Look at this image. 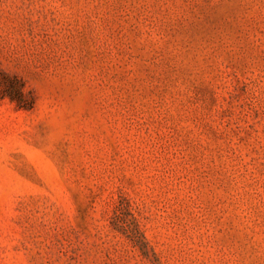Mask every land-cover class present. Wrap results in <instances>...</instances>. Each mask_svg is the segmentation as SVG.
Returning a JSON list of instances; mask_svg holds the SVG:
<instances>
[{
	"label": "rangeland",
	"instance_id": "obj_1",
	"mask_svg": "<svg viewBox=\"0 0 264 264\" xmlns=\"http://www.w3.org/2000/svg\"><path fill=\"white\" fill-rule=\"evenodd\" d=\"M0 264H264V0H0Z\"/></svg>",
	"mask_w": 264,
	"mask_h": 264
},
{
	"label": "trees",
	"instance_id": "obj_2",
	"mask_svg": "<svg viewBox=\"0 0 264 264\" xmlns=\"http://www.w3.org/2000/svg\"><path fill=\"white\" fill-rule=\"evenodd\" d=\"M8 97L19 108L31 109L33 98L25 92L24 84L16 76H10L0 68V99Z\"/></svg>",
	"mask_w": 264,
	"mask_h": 264
}]
</instances>
